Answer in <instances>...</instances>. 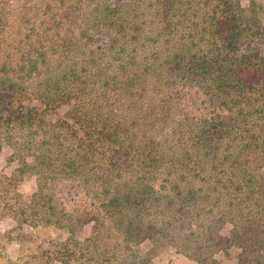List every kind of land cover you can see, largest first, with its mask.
<instances>
[{
	"label": "trees",
	"instance_id": "16d2710c",
	"mask_svg": "<svg viewBox=\"0 0 264 264\" xmlns=\"http://www.w3.org/2000/svg\"><path fill=\"white\" fill-rule=\"evenodd\" d=\"M55 1L17 68L0 61V147L20 161L16 180L29 173L38 185L18 221L77 234L86 219L59 195L76 181L101 206L96 242L84 252L72 239L58 252L66 264L87 254L140 264L121 248L157 236L201 264H220L218 251L232 246L237 264H264L256 0ZM6 14L0 3V31ZM64 105L69 114L53 119Z\"/></svg>",
	"mask_w": 264,
	"mask_h": 264
},
{
	"label": "rangeland",
	"instance_id": "374dc122",
	"mask_svg": "<svg viewBox=\"0 0 264 264\" xmlns=\"http://www.w3.org/2000/svg\"><path fill=\"white\" fill-rule=\"evenodd\" d=\"M0 3L5 6L7 13L4 27L0 31V61L12 59L17 68L22 54L31 47L34 21L40 24L45 19L41 14L47 6L52 4L58 7L59 4L55 0H0ZM256 3L264 21V0H256ZM68 114L69 106L64 105L53 119ZM13 152L8 144L0 147V264H66L60 259L61 255L58 252L61 248L76 247L72 239L81 241L77 249L84 252L90 243L96 242L88 240L95 232L96 220H93V217L98 214L101 201L87 194L78 182L68 181L60 186L61 205L68 211L82 213L86 219L84 228L77 230V234H72L57 225L33 228L28 222L21 224L15 216L19 208L32 204V195L38 185L36 176L29 173L25 174L22 180H16L14 174L18 172L20 161L13 157ZM230 229L229 225L222 233L228 234ZM113 232L114 235L109 241L117 244L121 237L116 236L119 235L118 232ZM104 243L103 240L101 245L104 246ZM92 247L94 250L97 249L94 245ZM121 251L122 256L131 254V260L136 259L140 264L142 261L146 264H201L197 258L188 255L166 238L158 236L139 244H132L131 248L124 245ZM240 252L241 249L237 246L219 250L217 253L221 258L219 263L237 264ZM74 264L98 263L91 261L87 254L82 255Z\"/></svg>",
	"mask_w": 264,
	"mask_h": 264
}]
</instances>
